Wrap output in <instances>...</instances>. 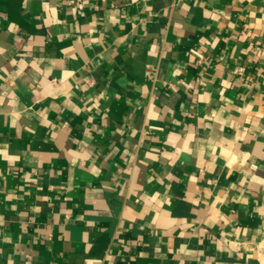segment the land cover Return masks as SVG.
Here are the masks:
<instances>
[{
	"label": "crops",
	"instance_id": "obj_1",
	"mask_svg": "<svg viewBox=\"0 0 264 264\" xmlns=\"http://www.w3.org/2000/svg\"><path fill=\"white\" fill-rule=\"evenodd\" d=\"M0 264H264V0H0Z\"/></svg>",
	"mask_w": 264,
	"mask_h": 264
}]
</instances>
